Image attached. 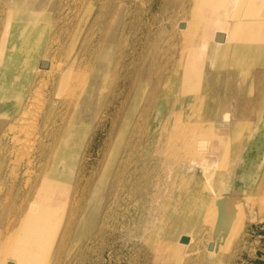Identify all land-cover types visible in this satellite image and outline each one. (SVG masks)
Wrapping results in <instances>:
<instances>
[{"label":"bare ground","instance_id":"6f19581e","mask_svg":"<svg viewBox=\"0 0 264 264\" xmlns=\"http://www.w3.org/2000/svg\"><path fill=\"white\" fill-rule=\"evenodd\" d=\"M113 1L111 2L114 3ZM6 2L8 5L0 36V169L6 163L8 165V162L11 160L12 169L16 172V174L14 173L16 176L15 180L18 181V174L21 173L23 182L20 181L21 183H18L19 186L16 184L17 188L15 187L16 190L18 189L16 196L19 199V203L13 202L12 205L6 206L0 202V264H2L1 261L4 262L6 260L7 254L9 255L10 262L15 264V261L23 263L25 257L26 260H29L27 256H32L33 251L37 250L38 252V250H41L39 248H42L46 242L50 246L54 245L55 250L59 244L61 245L70 236L74 227H76L75 230L78 234L93 228L105 181L113 164L116 163L115 160L119 154L120 146L124 136H126L127 125H122L119 130L116 142L114 141L115 144L107 156L104 169L98 179L93 182L92 186L89 175L86 177L84 164L86 148L84 141L88 134L93 114L99 107L106 79L102 81L100 70L105 69L110 64L112 50L104 48L97 53L94 63H90L92 60L88 58L90 62L85 63L84 59L85 64L83 63L78 66L74 82L71 88L69 87L70 90L68 89L69 92H66L67 95L65 94L66 96L61 99V104L72 111L70 120L64 129H62V125L48 131L45 128L52 107L41 112L37 108L39 106H33L41 95L35 98L32 97L34 80L39 75L43 76L44 72L50 74L54 71L50 58L48 59L46 53L41 51L43 40L50 29L49 23L51 22L49 13L44 8L46 1L6 0ZM171 3L175 9H179L178 11L175 10V14L177 13L178 15V13L182 12V16L186 20L184 28L181 27V29L184 30V36L188 41L185 44L184 51H182L187 53L184 66L182 69L179 66L174 68L165 77L161 91H159L160 97L169 96V94L177 96V105L171 111L170 118L167 119V122L173 126L172 129L174 130L170 134V138H173L172 141L175 138L181 141L180 147L183 156H192V143L190 141L192 135H196L193 146L201 150L207 149V153L210 152L209 137L207 136H215L214 124L211 120V116L215 113V115H220L224 118L221 122L222 127H228L231 137L237 140V143L229 147L230 153L227 155V166L222 172L215 169L217 160L214 158V155L218 154L217 151H211L208 155L205 152H201L199 157L190 159L189 163L185 162L181 163V165L178 162H174L177 155L173 144L164 149L165 151L162 153L164 154L162 162L164 167L163 172H165L162 176L166 180L172 178V176H176L181 169L183 172L188 170L196 172L187 179L193 186L192 191L190 190L185 195L181 209L175 212V216L177 217L174 219L176 230L174 240L177 241L180 247H184V254L192 258L193 251L196 252V255L201 254L202 240L204 236L207 237V256L205 258L202 257L203 259L199 257V259L213 262L214 258L220 256L221 251L225 248L228 234L234 232L242 225V213L247 206V202L243 198L224 195L223 190L227 188L234 192L250 193L254 188V183L257 180L260 169L264 168V86L260 87L259 97L255 99L254 103H251L252 100L243 99L242 96L246 94L244 92L248 91V88L244 90L245 87H242L243 83H241V74L245 73L243 72V67L246 64L253 62L264 66V0H172ZM231 15L232 18H230ZM74 17L71 18L74 20ZM76 17L75 20L77 19ZM175 26L176 34L179 36L181 31H178L177 28L179 24ZM101 27L103 28L104 25ZM72 28L71 31L73 30ZM192 30L194 38H190L192 40L189 41L185 32ZM197 33H200V36H195ZM123 35L125 36V34ZM61 44L60 42V46H64ZM63 49L65 51V46ZM92 49L94 50V48ZM82 52L84 53V51ZM206 67L211 72H208L206 74L207 77H204L203 73L206 71ZM56 70L58 73L61 72V69L58 67H56ZM241 70L243 71L241 72ZM57 72H53L55 76H57ZM47 76L49 77V75ZM65 76H59L60 80H65ZM250 79V82H247V86L252 82V75ZM121 81L124 80L122 79ZM208 81L213 83L212 88L208 87L210 84ZM44 82L46 84L47 81L44 80ZM122 87L120 90H122ZM39 88L40 90L42 89L41 87ZM115 88L117 89V87ZM33 91L35 92L36 89ZM37 92L41 94L39 90ZM37 92H35L36 95H33L37 96ZM216 96L219 97V100L216 99ZM31 98L36 101L31 100ZM41 99L39 98V101ZM124 101H126L125 98ZM155 102L154 111L156 112L160 109L158 107L159 99L156 98ZM205 102L209 103L210 107L206 106ZM30 105L32 106L30 107ZM202 111L205 112L206 119L199 121L202 118ZM114 119L116 120V118ZM41 128L46 131L44 132ZM39 129L40 131H38ZM37 131L38 135L36 134ZM4 149L8 150V153H2ZM126 158H128L127 155ZM195 165H200L202 169L199 170ZM158 172L159 170L155 174H158L157 177L159 178L160 173ZM123 173L125 174V172ZM115 177L117 178L118 176ZM149 177L151 176L149 175L148 178L144 179H149ZM216 180L219 181L217 187H215ZM87 185L92 186L88 198L85 196ZM1 186L0 193L3 190ZM201 189L209 194H201ZM120 197L118 196V198ZM205 199H210V201L202 220L198 221L196 219L198 214L196 208L198 205L200 206V204L206 202ZM84 200V205L81 206ZM192 247L193 249H189ZM7 249L9 250L8 253ZM55 253L53 254L55 255ZM172 253L179 258L183 257L178 248H173Z\"/></svg>","mask_w":264,"mask_h":264},{"label":"rangeland","instance_id":"374dc122","mask_svg":"<svg viewBox=\"0 0 264 264\" xmlns=\"http://www.w3.org/2000/svg\"><path fill=\"white\" fill-rule=\"evenodd\" d=\"M0 1L2 2H0V16L2 15V17H0L1 36L3 21L6 15V7L8 4L6 0ZM45 1L46 3H44V8L49 13L51 22L49 23L50 29L43 40L41 51L46 53L48 59L50 58V61L53 63V70L55 73L57 72L56 67L61 69V72H57V76L54 75V71L50 73L52 77L50 74L44 72L45 74L43 73V76L39 75V77L34 80L32 97L35 98L41 95L42 99L41 96L38 97L37 102H35V104L33 103V106H39L37 108H39L41 112L49 107H52L47 118V126L45 129L51 131L62 125V129L66 127L72 115V111L68 110L65 105L61 104V99L69 92L74 82L78 66L84 63V59L85 63L90 62L89 59L92 60L90 63H94L97 53L102 51L104 48H110L112 50V53L110 54V64L105 69L100 70L102 81L106 78L101 93V100L98 109L93 114L94 116L84 141L86 148L84 155L86 177L89 175L90 184H92V186L94 184L93 182L98 179L100 173L104 169L107 156L115 144L114 141L116 142L118 132L122 125H127V130L125 133L126 136H124L120 146L119 154L116 157V163L114 162L115 164H113L111 171L106 178L102 196L100 198L101 202L96 222L93 228L85 231L84 233L78 234L75 230L76 227H74L69 236L70 238H66L61 245L59 244L57 246L58 248L56 247L57 250H54V245L50 246L48 242H46L42 248H39L41 250H38V252L37 250L33 251L32 256H27L29 260H26L25 257V261L23 263L15 261V264H264L263 167L260 169V173L254 183V188L250 191V193L246 194L242 192H234L227 188L223 190L224 195L243 198L247 202V206L242 213V225L234 232L228 234L224 248L225 250L223 249L220 256H216L213 262H207L199 259V257L205 258L207 256V237L204 236L201 243L200 253L202 256H200L201 254L196 255V252L193 251L192 258L191 256L185 255L184 247H180L177 241L174 240V236L176 235L174 219L177 217L175 216V212L181 209L182 201L185 200V195L190 190L192 191L193 186L187 181V179L196 172L193 170L183 172L181 169L176 176H172V178L166 180L165 177L162 176L163 173H165L163 172L164 167L162 165L164 159V154L162 153H164V149L173 144L177 155L174 162H178L180 165L185 162L189 163V161L193 158L199 157L201 152H205L206 155H208L211 151H217L218 154H215L216 156L214 155V158L217 160L215 169L222 172L227 166V155L230 153L229 147L237 143V140L231 137L228 127H222L221 122L223 117L215 115V113L211 116V120L214 124L215 136H207L209 137L210 152L207 153V149L201 150L193 146V144H195L196 135H192L190 140L192 143V156H183L180 147L181 141L176 138L172 141L173 138H170V134L174 130L172 129L173 126L167 122V119L170 118L171 111L177 105V96L169 94V96L165 95L160 97L159 91H161V86L165 77L168 76L177 66L182 69L185 63L187 53L182 51H184L185 44L188 40H186L184 36V30L181 29V27L184 28V24L186 23V20L182 16V12L178 13V15L177 13L175 14V10L178 11L179 9H175L174 5L171 3L172 0H149V2L148 0H114V3L111 2L112 0ZM76 2L77 4L80 3L79 5L84 6H79ZM66 6L67 8H65ZM141 8L142 10H140ZM137 12H139L138 15ZM73 15L75 17L78 16L79 18L76 17L77 19L75 20ZM71 17H74V20ZM230 18H232V15ZM101 24L104 25L103 28L101 27L103 26ZM177 24H179V27L177 26L178 31L181 30L179 36L176 34L175 25ZM95 26L97 29L94 28ZM71 27H73L72 31ZM98 28L100 32L98 31ZM123 34H125V36ZM185 35L189 41L194 38L193 30L185 32ZM195 36H200V33H197ZM60 42L65 46V51H63L64 46H60ZM84 47L85 49H83ZM92 48H94L95 51ZM132 48L134 49L132 50ZM82 51H84V53ZM50 54L53 55L51 56ZM91 57L94 58L92 59ZM244 67V71L241 70V72H245L241 74V83H243L242 87H245L244 90L248 88V91L246 90L244 93H246L245 95L249 98L256 99L260 95V87L264 86V66L249 62ZM205 70L206 71H204L203 76L207 77L206 74L211 71L208 70L207 67ZM47 75H49V77ZM62 75H66L65 80L63 81L59 78V76L61 77ZM251 75L252 82L249 86H247V82L251 78ZM122 79L124 81H121ZM44 80L47 81L46 84ZM39 82L40 84H38ZM208 83H210L208 87L212 88L213 83L210 81H208ZM38 86L42 88V91ZM115 87H117V89ZM121 87L122 90H120ZM34 89H36L35 92L39 90L41 94L37 92L38 95L34 96L36 95L33 91ZM48 90L49 92H47ZM123 97L126 101H124ZM39 98L41 101H39ZM156 98L159 99L158 107L160 109L155 112ZM216 99L219 100V97L216 96ZM31 100L36 101L33 98H31ZM38 102L39 104L41 103V105H39ZM204 104L210 107L209 103L205 102ZM31 106L32 105H30V107ZM201 113L202 118L199 121H204L206 119V114L203 111ZM63 117L64 119H62ZM114 118H116V120ZM41 129L44 130L43 128ZM38 131H40V129ZM38 131L36 133L37 135ZM45 131L46 130H44V132ZM109 132L111 133L109 134ZM136 134L139 135L137 136ZM2 153H8V150L4 149ZM126 155L128 158H126ZM6 164L0 169V186L3 184L1 186L3 190L0 193V202L4 203L6 206H10L13 202L19 203V199L16 196L18 192V189L16 190V186H19L23 180L21 178V173L18 174V181L15 180L16 172L12 169L11 160L8 162V165ZM195 166L199 170L202 169L200 165ZM157 170H159L158 173H160L159 178L157 177L158 174H155ZM123 172H125V174ZM147 174L151 177L145 180L144 178H148V176H146ZM115 176L118 177L116 178ZM216 181L215 187L219 184V181ZM92 186H86V198L89 197ZM111 186L113 187L111 188ZM117 190L118 192H116ZM200 193L203 195L209 194L208 192L205 193L202 189L200 190ZM118 196L121 197L118 198ZM85 200L81 203V206L84 205ZM205 200L206 202L200 204V206L198 205L196 208V211L198 212L196 219L198 221L202 220L210 201V199ZM106 214L108 217L105 216ZM79 242L82 243L80 244ZM173 248H178L183 257L179 258L174 256L172 253ZM189 249H193V247ZM8 252L9 250L7 249V253ZM53 253H55V255ZM5 259L6 260L4 262L1 261L2 264L10 262L8 254Z\"/></svg>","mask_w":264,"mask_h":264},{"label":"crops","instance_id":"0c3cea01","mask_svg":"<svg viewBox=\"0 0 264 264\" xmlns=\"http://www.w3.org/2000/svg\"><path fill=\"white\" fill-rule=\"evenodd\" d=\"M242 97H243V99L252 100L251 102H255V98H249V97L246 96V95H243ZM242 103H243V102H242ZM222 119L224 120V118H222Z\"/></svg>","mask_w":264,"mask_h":264},{"label":"water","instance_id":"95a60500","mask_svg":"<svg viewBox=\"0 0 264 264\" xmlns=\"http://www.w3.org/2000/svg\"><path fill=\"white\" fill-rule=\"evenodd\" d=\"M7 264H12L11 262H7Z\"/></svg>","mask_w":264,"mask_h":264}]
</instances>
